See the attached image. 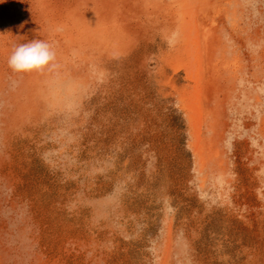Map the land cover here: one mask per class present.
<instances>
[{
	"label": "rangeland",
	"instance_id": "1",
	"mask_svg": "<svg viewBox=\"0 0 264 264\" xmlns=\"http://www.w3.org/2000/svg\"><path fill=\"white\" fill-rule=\"evenodd\" d=\"M0 264H264V0H0Z\"/></svg>",
	"mask_w": 264,
	"mask_h": 264
},
{
	"label": "clouds",
	"instance_id": "2",
	"mask_svg": "<svg viewBox=\"0 0 264 264\" xmlns=\"http://www.w3.org/2000/svg\"><path fill=\"white\" fill-rule=\"evenodd\" d=\"M177 37L178 33H174L169 44L175 43ZM8 65L16 73H43L57 66L56 52L54 47L46 41L32 40L19 44L13 49L8 57Z\"/></svg>",
	"mask_w": 264,
	"mask_h": 264
},
{
	"label": "bare ground",
	"instance_id": "3",
	"mask_svg": "<svg viewBox=\"0 0 264 264\" xmlns=\"http://www.w3.org/2000/svg\"><path fill=\"white\" fill-rule=\"evenodd\" d=\"M49 9V8H48ZM43 19H44V17H43ZM42 26H43V24H42ZM38 36V35H37ZM60 45H62V44H60ZM62 50V49H61ZM67 57V56H66Z\"/></svg>",
	"mask_w": 264,
	"mask_h": 264
}]
</instances>
